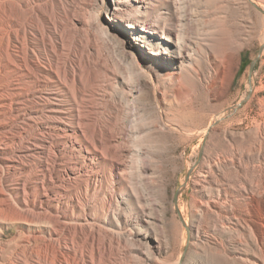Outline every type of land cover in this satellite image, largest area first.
<instances>
[{
  "label": "bare ground",
  "instance_id": "6f19581e",
  "mask_svg": "<svg viewBox=\"0 0 264 264\" xmlns=\"http://www.w3.org/2000/svg\"><path fill=\"white\" fill-rule=\"evenodd\" d=\"M257 37L264 0H0V264H264Z\"/></svg>",
  "mask_w": 264,
  "mask_h": 264
},
{
  "label": "rangeland",
  "instance_id": "374dc122",
  "mask_svg": "<svg viewBox=\"0 0 264 264\" xmlns=\"http://www.w3.org/2000/svg\"><path fill=\"white\" fill-rule=\"evenodd\" d=\"M113 6V4H112ZM115 6V5H114ZM263 44L258 40V37L254 39L253 44L251 47L243 48L240 57V66L238 72L236 73L235 80L229 91L226 99L237 103L240 100V96L245 92V79H249L250 69L251 73L255 74V85L260 87L262 83H264V65H261L262 60L264 59V46L262 51L261 46ZM261 52V53H260ZM253 67V68H252ZM249 72V73H248ZM244 78V81L242 79ZM264 91L255 94V101L258 97H263ZM238 100V101H237ZM254 148L247 150L249 155L255 154L259 150L258 145H254ZM262 152H264V146L260 148ZM192 151V146L188 147L186 150L184 157H182L181 149L175 152V159L168 163L169 166V177L170 181L168 183V193H167V202L169 205H172L173 202H176L179 206V201H183L184 196V189L183 183L180 180L183 176H189L187 173L188 171L185 169V162L190 157ZM261 162L255 161L251 163V165L259 166ZM175 166V171H173L171 166ZM250 165V164H249ZM171 212H169V215ZM33 224V223H32ZM21 229L17 224L13 225L9 229L5 230V233L1 236L3 242H8L11 240ZM9 262V258L7 259Z\"/></svg>",
  "mask_w": 264,
  "mask_h": 264
}]
</instances>
